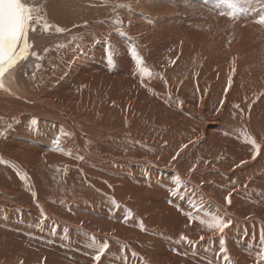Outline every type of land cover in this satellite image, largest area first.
Wrapping results in <instances>:
<instances>
[{"label":"bare ground","instance_id":"bare-ground-1","mask_svg":"<svg viewBox=\"0 0 264 264\" xmlns=\"http://www.w3.org/2000/svg\"><path fill=\"white\" fill-rule=\"evenodd\" d=\"M22 2L0 264H264V0Z\"/></svg>","mask_w":264,"mask_h":264},{"label":"snow or ice","instance_id":"snow-or-ice-1","mask_svg":"<svg viewBox=\"0 0 264 264\" xmlns=\"http://www.w3.org/2000/svg\"><path fill=\"white\" fill-rule=\"evenodd\" d=\"M33 11L34 9L27 6L22 0H0V77H3L5 72L17 65L18 62L28 58L27 53L30 47L28 43L29 32L36 31L32 26ZM36 23H39V19H36ZM257 23L264 24V15L260 16ZM47 27L45 24L44 29L47 30ZM57 31L61 30L57 29ZM141 64L142 62L138 60V71L142 75L148 73V69L142 67ZM32 123L35 124L36 121L32 120ZM175 195L179 198V193H175ZM225 199L228 203H231L230 196ZM126 215L130 214L126 213ZM189 220H191V217H189ZM201 223H204V221H201ZM208 227L223 234L229 224L218 217H213L211 222L208 223ZM201 240H203V237H201ZM223 244L224 242L221 240V248H223ZM107 247L108 244L104 243L99 251L103 252ZM95 259L99 261L101 259L100 255H97Z\"/></svg>","mask_w":264,"mask_h":264}]
</instances>
